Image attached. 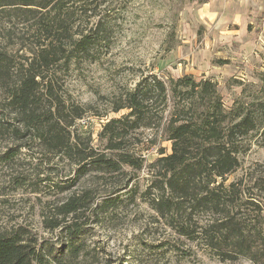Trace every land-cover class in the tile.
Segmentation results:
<instances>
[{
  "label": "trees",
  "instance_id": "1",
  "mask_svg": "<svg viewBox=\"0 0 264 264\" xmlns=\"http://www.w3.org/2000/svg\"><path fill=\"white\" fill-rule=\"evenodd\" d=\"M96 2L0 0V26L17 23L29 31L32 41L30 57L23 61L0 49V138L28 141L6 150L0 155V164L13 163L21 149L34 143L43 156L74 165L76 178L88 174L111 177L129 166L139 170L143 162L125 151V139L129 133L153 128L156 109L162 105L156 130L170 143V151L159 150L155 160L158 178L141 197L150 201L179 237L203 246L219 261L235 264L237 259H247L264 264V217L260 215L264 208L259 205L263 201L264 206V171L249 181L250 191L257 190L261 198L249 190L244 192L241 180L225 185L227 177L240 169L241 156L251 140L264 136V72L255 74L257 83L226 79L225 88L241 89L239 95H232L229 106L223 103L212 76L141 78L122 95V105L116 109H126L127 114L109 119L101 128L105 151L112 153L108 156L73 138L69 130L73 122L68 121L65 106L48 78L61 72L65 75L71 65L91 61L109 40L110 18L94 12ZM90 11L94 13L87 16ZM85 17L98 18L91 28L78 29ZM228 63L213 61L216 65ZM73 111L80 119L77 109ZM136 189L128 190L125 198L116 192L104 197L95 215L134 201ZM241 193L247 196L242 198ZM88 198L87 192L71 196L59 207L63 216L72 219L61 226L65 242L59 250L37 243L17 229L0 234V264H75L84 251L81 217L92 203ZM201 216L208 217L204 225Z\"/></svg>",
  "mask_w": 264,
  "mask_h": 264
},
{
  "label": "rangeland",
  "instance_id": "2",
  "mask_svg": "<svg viewBox=\"0 0 264 264\" xmlns=\"http://www.w3.org/2000/svg\"><path fill=\"white\" fill-rule=\"evenodd\" d=\"M205 1L97 0L99 5L94 12L110 18L109 40L91 61L79 67L71 65L65 75L62 72L55 77L48 75L69 115L68 121L73 122L69 130L75 140L112 155L105 151V141L99 135L101 128L109 119L127 114L126 109L116 111L122 105V95L149 75L212 76L225 106L241 90L235 86L225 88L226 79L257 83L255 74L264 72V28L253 33L256 29L253 22L250 31L254 41L247 51L235 44L215 43L217 31H209L197 16L199 5ZM92 12H87V16ZM97 18L85 17L78 29L91 28ZM31 44L25 27L7 22L0 26V49L9 55H17L23 61L30 57ZM215 60L229 63L216 65ZM1 95L0 90V100ZM75 109L80 119L76 118ZM161 109L162 105L156 109L153 128L129 133L125 139L128 149L125 151L143 162L139 170L129 166L122 167V174L111 177L88 174L76 178V167L68 160L43 156L34 143L29 149H21L13 163L0 164V234L21 229L37 243H48L59 250L65 242L61 226L72 220L71 216H63L59 207L69 197L87 192L92 203L81 217L85 228L81 235L84 251L75 264H230L219 261L203 246L179 237L168 221L152 209L150 201L141 197L158 178L155 160L159 150L170 151V143L156 130ZM263 137L261 134L251 140L241 156L240 169L227 177L225 185L241 180L244 192L250 191L253 175L264 171ZM23 143L28 141L0 138V155ZM63 185L69 187L60 191ZM134 187L137 188L134 201L95 215L104 197L116 192L115 195L125 198ZM250 192L261 198L257 197V190ZM259 203L264 208L263 201ZM260 215L264 217V210ZM199 220L204 225L208 217L201 216ZM57 224L59 227H53ZM169 248L171 251L166 252ZM153 250L159 252L152 253ZM237 260L235 264H252L247 259Z\"/></svg>",
  "mask_w": 264,
  "mask_h": 264
},
{
  "label": "crops",
  "instance_id": "3",
  "mask_svg": "<svg viewBox=\"0 0 264 264\" xmlns=\"http://www.w3.org/2000/svg\"><path fill=\"white\" fill-rule=\"evenodd\" d=\"M197 16L209 31H217L215 43L235 44L247 51L254 41L250 31L253 22V33L264 28V0H207L199 5ZM259 18H263L261 22Z\"/></svg>",
  "mask_w": 264,
  "mask_h": 264
}]
</instances>
